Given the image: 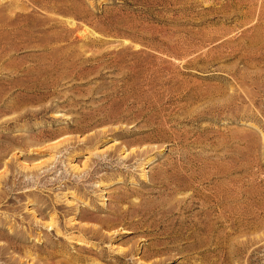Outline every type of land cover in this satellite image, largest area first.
I'll list each match as a JSON object with an SVG mask.
<instances>
[{"label": "rangeland", "instance_id": "obj_1", "mask_svg": "<svg viewBox=\"0 0 264 264\" xmlns=\"http://www.w3.org/2000/svg\"><path fill=\"white\" fill-rule=\"evenodd\" d=\"M0 11V264H264V0Z\"/></svg>", "mask_w": 264, "mask_h": 264}, {"label": "bare ground", "instance_id": "obj_2", "mask_svg": "<svg viewBox=\"0 0 264 264\" xmlns=\"http://www.w3.org/2000/svg\"><path fill=\"white\" fill-rule=\"evenodd\" d=\"M263 7V6H262ZM262 11V10H261ZM22 16H24V14H21ZM264 15V14H263ZM3 19H8L4 14H3V12H1L0 11V29L2 28H4V27H6V25H11L9 22L7 23L6 21H4ZM10 19V18H9ZM7 21H9V20H7ZM9 27V26H8ZM11 27V26H10ZM13 28V27H12ZM25 29V28H24ZM20 32V31H19ZM5 33V32H4ZM9 38H8V36L6 35L5 37L4 36H0V49H1V47H2V50L5 52L6 50L8 51L9 49H11L10 47H13V46H10V42H9V40H8ZM10 46V47H9ZM263 50V49H262ZM2 51V52H3ZM40 66V65H39ZM53 66V65H52ZM53 68V67H52ZM65 68V67H64ZM36 69V68H35ZM37 69H38V67H37ZM49 69V68H48ZM18 70H20V69H18ZM27 70V69H26ZM33 70V69H32ZM40 70V69H39ZM43 70H44V68H43ZM45 71H46V69H45ZM39 72V71H38ZM30 73V72H29ZM44 72H42V74H43ZM28 74V73H27ZM33 74H34V71H33ZM38 74V73H37ZM39 75V74H38ZM167 180H169L168 178H166V181ZM166 181H163V185H166ZM213 196V195H212ZM203 198H205V197H203ZM207 198V197H206ZM230 198V197H229ZM191 199V198H190ZM211 200V199H210ZM210 200H208V201H210ZM226 200V199H225ZM213 202H215V201H213ZM207 203H209V202H207ZM207 203H205V202H202L201 204H202V208H201V212H202V214H203V218H202V220H200V221H198L197 223H198V225H200V226H198L199 228L201 227V229H203L204 231H208V230H210L211 229V224H212V222H214V220L212 219V218H210L209 219V216L210 215H208L210 212H211V210L213 211V206H211V205H208ZM229 203V202H228ZM246 203V202H245ZM210 204V203H209ZM216 204V203H215ZM214 204V205H215ZM239 204V203H238ZM244 204V203H243ZM248 204V203H247ZM246 205V204H245ZM219 207V209H217V212L219 213V215H218V218H220V219H222V221H224V222H228V224L230 223V222H232V221H234L232 218H229V217H227V215H225L224 213L226 212H228V214L230 213V212H232L227 206H224L223 204H222V202H221V204H220V202H218L217 203V205H216V207ZM231 206V205H230ZM232 208V207H231ZM245 208V207H244ZM234 209V208H233ZM246 210V209H245ZM236 212V211H235ZM239 212V211H238ZM243 212V211H242ZM245 212V211H244ZM211 214V213H210ZM248 215V214H247ZM245 218V217H244ZM237 219V218H236ZM179 221V225L181 224L180 222H181V219L180 220H178ZM239 224H241V223H239ZM246 224V223H245ZM241 226V225H240ZM245 227V226H244ZM181 228H183V226L182 225H180V226H178L177 227V229L178 230H181ZM212 231V230H211ZM244 245V244H243Z\"/></svg>", "mask_w": 264, "mask_h": 264}]
</instances>
